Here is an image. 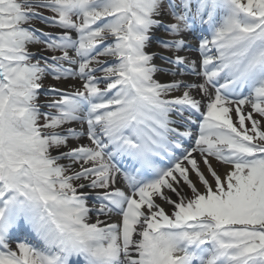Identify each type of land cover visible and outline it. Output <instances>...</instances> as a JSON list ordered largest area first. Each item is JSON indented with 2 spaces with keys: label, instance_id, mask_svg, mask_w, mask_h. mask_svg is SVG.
<instances>
[{
  "label": "snow or ice",
  "instance_id": "6c2138e0",
  "mask_svg": "<svg viewBox=\"0 0 264 264\" xmlns=\"http://www.w3.org/2000/svg\"><path fill=\"white\" fill-rule=\"evenodd\" d=\"M0 264H264V0H0Z\"/></svg>",
  "mask_w": 264,
  "mask_h": 264
},
{
  "label": "bare ground",
  "instance_id": "6f19581e",
  "mask_svg": "<svg viewBox=\"0 0 264 264\" xmlns=\"http://www.w3.org/2000/svg\"><path fill=\"white\" fill-rule=\"evenodd\" d=\"M44 29L46 28V26H42ZM160 33V31L159 30H157V32H156V34L158 35ZM161 34H162V31H161ZM189 42H191L190 40H189V35H187L186 37H185ZM33 49H38V47L37 46H33ZM149 50L150 51H157V49L155 48V46H150V48H149ZM180 54H185V53H180ZM168 55H172V53L170 52ZM188 55H190L191 56V58H196L197 57V55L194 57L193 56V53L191 52V53H188ZM156 64H158V65H163V66H165V67H171V65H166L163 61H161V59L159 58V56H157L156 58H155V61H154ZM157 79H160L162 82H164V81H166V80H170L171 79V77L170 76H165V75H163V74H157ZM188 79L189 80H195V78L194 77H188ZM76 127H79L78 125H75ZM70 143L72 144V146H75V142L74 141H70ZM221 171H223V169L221 168L220 169Z\"/></svg>",
  "mask_w": 264,
  "mask_h": 264
},
{
  "label": "rangeland",
  "instance_id": "374dc122",
  "mask_svg": "<svg viewBox=\"0 0 264 264\" xmlns=\"http://www.w3.org/2000/svg\"><path fill=\"white\" fill-rule=\"evenodd\" d=\"M44 14L45 15H51V13L50 12H44ZM158 47V46H157ZM160 50H162V52H167V51H163V49H160ZM51 79V78H50ZM50 83H52V81L50 80L49 82L46 80L45 81V85L47 86L48 84H50ZM41 99H43V97H41ZM63 162V161H62ZM219 167V166H218Z\"/></svg>",
  "mask_w": 264,
  "mask_h": 264
}]
</instances>
